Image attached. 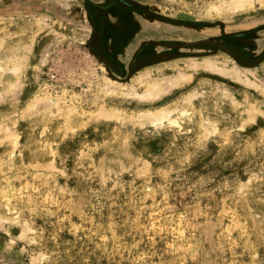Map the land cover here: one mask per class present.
<instances>
[{
  "label": "rangeland",
  "instance_id": "374dc122",
  "mask_svg": "<svg viewBox=\"0 0 264 264\" xmlns=\"http://www.w3.org/2000/svg\"><path fill=\"white\" fill-rule=\"evenodd\" d=\"M134 1L183 24L162 39L243 63L186 49L107 69L84 0H16L0 14V264H264V0Z\"/></svg>",
  "mask_w": 264,
  "mask_h": 264
},
{
  "label": "flooded vegetation",
  "instance_id": "af4514ba",
  "mask_svg": "<svg viewBox=\"0 0 264 264\" xmlns=\"http://www.w3.org/2000/svg\"><path fill=\"white\" fill-rule=\"evenodd\" d=\"M15 1L0 0V14L17 11ZM84 6L92 23L91 50L101 56L107 69L120 68L127 73L133 68L167 61L169 56L175 57L174 53L186 49H218L243 63L234 51L210 38L188 42L162 39L159 35L172 28L184 27L183 24L163 17L153 19L149 10L134 0H84ZM247 36V41L252 40V34ZM124 58H127L126 62Z\"/></svg>",
  "mask_w": 264,
  "mask_h": 264
}]
</instances>
